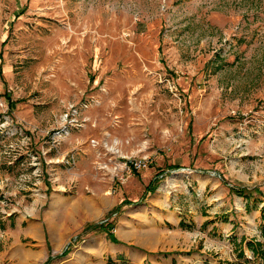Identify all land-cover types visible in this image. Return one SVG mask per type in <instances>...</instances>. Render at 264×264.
<instances>
[{
	"label": "rangeland",
	"instance_id": "rangeland-1",
	"mask_svg": "<svg viewBox=\"0 0 264 264\" xmlns=\"http://www.w3.org/2000/svg\"><path fill=\"white\" fill-rule=\"evenodd\" d=\"M0 264H264V0H0Z\"/></svg>",
	"mask_w": 264,
	"mask_h": 264
},
{
	"label": "built area",
	"instance_id": "built-area-1",
	"mask_svg": "<svg viewBox=\"0 0 264 264\" xmlns=\"http://www.w3.org/2000/svg\"><path fill=\"white\" fill-rule=\"evenodd\" d=\"M131 163L134 165V166H141L142 164L145 165V162H142V160H131Z\"/></svg>",
	"mask_w": 264,
	"mask_h": 264
},
{
	"label": "crops",
	"instance_id": "crops-1",
	"mask_svg": "<svg viewBox=\"0 0 264 264\" xmlns=\"http://www.w3.org/2000/svg\"><path fill=\"white\" fill-rule=\"evenodd\" d=\"M169 215L172 217L171 219L176 220V219L178 218V217H177V212L172 211V214L169 213ZM168 241H171V238H170Z\"/></svg>",
	"mask_w": 264,
	"mask_h": 264
},
{
	"label": "trees",
	"instance_id": "trees-1",
	"mask_svg": "<svg viewBox=\"0 0 264 264\" xmlns=\"http://www.w3.org/2000/svg\"><path fill=\"white\" fill-rule=\"evenodd\" d=\"M237 191L240 193V192H242L243 190H242V189H237ZM110 235H112V234H110Z\"/></svg>",
	"mask_w": 264,
	"mask_h": 264
},
{
	"label": "bare ground",
	"instance_id": "bare-ground-1",
	"mask_svg": "<svg viewBox=\"0 0 264 264\" xmlns=\"http://www.w3.org/2000/svg\"><path fill=\"white\" fill-rule=\"evenodd\" d=\"M151 241V240H150Z\"/></svg>",
	"mask_w": 264,
	"mask_h": 264
}]
</instances>
